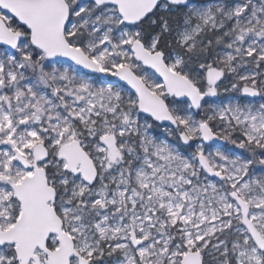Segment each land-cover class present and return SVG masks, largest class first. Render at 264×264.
<instances>
[{"label": "snow or ice", "instance_id": "6c2138e0", "mask_svg": "<svg viewBox=\"0 0 264 264\" xmlns=\"http://www.w3.org/2000/svg\"><path fill=\"white\" fill-rule=\"evenodd\" d=\"M0 264H264V0H0Z\"/></svg>", "mask_w": 264, "mask_h": 264}]
</instances>
